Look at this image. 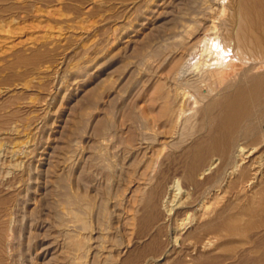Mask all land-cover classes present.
<instances>
[{"label":"bare ground","instance_id":"6f19581e","mask_svg":"<svg viewBox=\"0 0 264 264\" xmlns=\"http://www.w3.org/2000/svg\"><path fill=\"white\" fill-rule=\"evenodd\" d=\"M4 1L6 2V0ZM4 1L1 2L4 3ZM11 1V4L8 3L10 6L0 5V31L4 30V33L9 32L12 23H15L16 25L19 24L18 21H23L22 23H25L26 20L30 18V13L36 15L35 17L41 16L39 14H42L45 15L46 18L47 15L49 16L48 19L55 16L51 11L52 9H49L52 6L49 4L52 3H47V5L43 7H47V10L43 11L42 8L37 6L42 0H35V3H33L34 1L30 2L28 0ZM43 1L41 3H45ZM57 1H55V3H57ZM137 1L139 2V0H136V2ZM141 1H145L147 4L144 13L141 11L142 18L140 17L141 19H139V22L150 20L151 18L149 19L148 16L158 13V11H154L155 9H171L174 14L177 13L178 17L172 20V24L164 30L165 34L158 39L159 41L158 43L156 42V46L153 47L150 44L152 50L147 48L149 43L143 46L145 39L148 37L150 38V36L152 37V35L147 34L142 38L140 36V33H142L141 31L146 26L145 23L139 25L141 29H137L138 27L133 28V24H131L132 27L129 25V29H132V33L130 31V33L124 32L115 36L113 35L112 41L110 40L112 43L109 42L111 46L122 41V51L139 57V61L135 59L138 61L137 63L135 62L136 67L127 69L123 74H120L121 77H116V80H112L113 78L111 77L113 75H110L100 83H96L97 86L94 89L84 92L83 95H85V97L90 96L94 100V103L95 101H97V103L100 102L99 105L97 104V107L102 108L99 110L106 113L104 117L93 114L92 111L87 112V108L80 106L81 101L79 100L76 103V110L73 109L74 112L77 111L76 113L78 114H75L70 121L66 123L64 122L65 127L68 128V131L66 132L68 133V138L71 137V140H68V143H70V145L72 144L71 146L73 147L74 156L71 158L72 164L70 165V169L68 168L69 174L66 175L62 170L57 169L59 171H55L54 180H57L56 185L61 188V191L62 189L66 190V184L71 182L70 191L66 190L58 194L62 198V202L70 206V212L67 209L69 212L68 215L66 213L67 211L61 208V206L62 213L66 211L65 214L68 217L64 215L62 216V213L58 214L57 212V214H55L56 224H54L59 229V235L64 238L63 243L68 242L67 247L69 251H71V255L74 254L77 256L74 258L78 260L74 262L71 259V264H82V259H85L90 264H99L102 260H104L105 263L107 262L106 260L110 256L109 254L113 248L109 241L111 238L108 240L110 236L108 237V235L105 234H109L108 231L111 230L110 228L108 231L104 230V226L103 230L100 229L101 231L94 230L96 231L95 236L89 235L88 233L92 234L93 232L91 223L95 218H99L100 220L98 219V221L101 222L108 220L109 218L111 220H116V222L114 221L117 224L115 227L117 229L118 226V231L120 230L123 237L130 238L135 234L134 232H137L135 231V223L138 219L141 224V227L138 228L147 231L145 237H150L149 235L151 231L157 226L159 231L162 225L167 222V218L169 217L168 219H170L174 211V208L172 207L173 205L169 204H173L177 200L176 198H178V194L176 195L174 193L171 195L167 191L168 186L170 185L169 183H174L173 180H176V183L178 184L184 182L187 187L189 186L194 190V193L191 191V199H187L188 203H183L182 201V203L179 202L180 204L177 205L175 202V205L180 206L179 209L174 212L173 216L175 220H172V223L176 221V224L178 225L177 228H180V230L194 223L191 231L183 236V238H185L182 239L183 244L180 243L181 246L183 245L187 248L188 246L191 247V245H194L195 247L200 245V247H203L204 249V246L205 248L211 245L213 247V244L220 242L221 237L224 236L232 240V231L235 229L234 226L236 225L238 218L237 213L240 210L239 206V209L236 207L234 197L239 194L238 192L244 190L245 185H248L247 183L258 178L259 173L260 175L262 174V172H260L261 169L256 167L258 163H255L254 160L252 161L249 158L255 153H260L261 151L264 152V137L262 136V126L264 125V0H229L226 6L224 4L222 5V2L226 0ZM53 6L51 8H53ZM85 12H87V10ZM5 18L8 20L6 24L4 22ZM41 20L44 21L45 19ZM163 27L164 26L162 25V28ZM158 29L159 28L154 29L153 32L156 30L158 31ZM130 34L134 35L131 36ZM121 48L119 50H121ZM42 49L37 46L32 48L30 55H19L17 59L19 66L27 67L29 71L34 72L47 69L44 64L51 57V53L50 50L43 51ZM146 49L151 50L153 53H150L154 54V56L156 55L157 58L162 51L166 53L164 54V61L159 63L158 60L157 63L159 64L157 65V69H155L156 71H153V73L149 75L147 73H142L139 70L137 71L139 67L143 65L146 67L147 65L149 60L147 57L149 56H145L144 54V50ZM112 52L113 54L115 53L114 51ZM115 55L116 53L113 57H115ZM126 55L125 57H127ZM92 57L93 56H91V59ZM192 57L196 58L198 61L197 64L199 63V72H196V75H193V73L191 76L190 74H186L187 77H185L186 75L181 76L182 62H185L187 58ZM109 58H111L110 55ZM95 60L96 58L92 60L93 63ZM95 62H97V60ZM89 64H83L84 66L77 67L76 71L73 70L76 74H81L89 68H91V70L95 69ZM124 66L126 65L124 64ZM152 67L151 69H153ZM136 71L137 78H134ZM75 72L73 74H75ZM128 85L133 88L128 95L129 97L131 96V93L143 92L148 85H152L153 92L152 97H150L151 104H149V110L145 108L147 104L146 106L143 105L145 107H142V105L141 107L136 105V109L142 110L143 108L142 114L139 111L141 116L128 113V111L126 112V109H124L125 112L120 111L122 116L119 115L120 118L118 117V121H114L113 118H110L112 120H109L108 115L110 114L105 112V106L110 105L117 95ZM96 91L98 93H96ZM125 96L127 95L125 94ZM189 98H192L196 103H199L200 109L194 116L189 117L182 115V117H180L181 114L178 110L179 104L181 101ZM83 100L86 101V99ZM94 103L92 102L88 107V110L89 108L90 110L95 109ZM133 103L135 102L133 101ZM130 105L132 106V104ZM131 108L134 107L132 106ZM145 109L150 113L147 114L148 112H146ZM97 111L98 110H96V112ZM117 114H119L118 111ZM145 114H147L148 117L150 115L151 118L148 119ZM105 116H108V118ZM4 125L5 121L0 120V127H4ZM86 129L89 131L87 132ZM61 131H63V128ZM89 132H91L94 139L100 140L102 146H108L110 142L112 143V141L115 140V136L118 135L123 140L124 145V147H122L123 151L121 153L122 158L120 160L119 170L117 168L118 171L114 169V172L115 170L117 171L116 173L112 172V165L109 164L110 166L106 171L108 172L107 180L110 184L115 180V177L117 178L118 181L116 182H119V185L121 186L120 198L117 200V195L115 198L116 200L111 202V199L113 200L114 197V194L113 197H111V189L114 186L111 187V185H107V189L104 190L101 197L99 209H96L95 207L96 197L93 194V196L89 195L88 192H82L83 188H78V179L80 176L79 171H81L80 165L82 166L83 164H81V158L78 156V151H80L79 148H81L80 145L82 143H87L85 135ZM119 142L121 143V140ZM14 156L16 155L14 154ZM107 158L109 159V157ZM107 158L104 159L107 161ZM247 159H249V165L240 167L239 164L244 163ZM0 160L2 161V159ZM59 164H61L60 161L55 163L48 162L49 173H51ZM215 165L216 168L212 169ZM61 166L62 165H60V167ZM238 168V176L234 178V180L232 179L233 181H230L231 176L234 174V172L231 171ZM212 170L214 171L212 172ZM177 175L179 176L177 177ZM50 182L52 181L50 180ZM113 183L115 182L113 181ZM80 190L82 191L80 192ZM179 190L180 188H178V191ZM237 190L239 191L237 192ZM143 191H145V196L141 198L140 196ZM189 194L190 193H188V195ZM14 202L15 198L10 200L0 198V264L10 263L7 261V255H9L7 254V251H9L8 248L11 245V237L13 235L11 234L13 228H11L10 210ZM53 203H57V201ZM35 205L38 206L36 203ZM163 207L165 208V211L167 210L166 212L163 210ZM258 207L260 206L258 205ZM261 207H264V205ZM244 209L242 207L243 211H241L244 212ZM162 210L166 214L163 213L164 215H162ZM190 211H192V213H190ZM140 212H142V216L141 218H138ZM43 218L46 220L45 217ZM35 219L37 221L36 217ZM50 222L53 221L51 220ZM106 223L109 224L107 221ZM106 223L105 225L107 226ZM98 225L100 226V224ZM35 229H39L37 225H33V228H31L29 233L30 236H34ZM116 229L114 228V230ZM33 230L35 231L33 232ZM158 233H154L155 236L158 235ZM163 233L165 234V232ZM33 238V240H35L36 237L34 236ZM61 241H63V239ZM175 241L176 240H174V242ZM90 242H92V245L87 247V244ZM195 244L199 245L196 246ZM62 245L63 248H65V244ZM85 247L87 250L84 249ZM176 247H178V245ZM190 247L187 248L186 251L190 250ZM174 248L175 247H173V250ZM180 248L183 249V247ZM82 249L86 250V253L83 254ZM182 249L181 251H184V249ZM192 249L196 250L194 247ZM186 251L185 253L189 254L191 250L189 253ZM45 252H47V250ZM175 252H173V254ZM178 252L179 253H175V256L173 255L176 260L175 262H178V264H185L184 259L181 258L182 255L180 250ZM64 254L65 253H63V255ZM58 255L61 256L60 253H58ZM58 258L60 259V257ZM192 260L193 258L191 261ZM82 262L84 263V261Z\"/></svg>","mask_w":264,"mask_h":264},{"label":"rangeland","instance_id":"374dc122","mask_svg":"<svg viewBox=\"0 0 264 264\" xmlns=\"http://www.w3.org/2000/svg\"><path fill=\"white\" fill-rule=\"evenodd\" d=\"M1 1L4 0H0V5L2 6H8L12 3L11 0V3L9 0H6V2L4 1V3ZM28 1H34L33 3H35V0ZM55 1L57 0H44L43 2L45 3L39 2V4H37V6L42 8V10L44 11L47 10V7H43L46 6L47 3H52L49 5H54L55 7L53 6V8H51V6L49 9H52L51 11L53 12V14H55V16H52L48 19L49 16L47 15L46 18L45 15L42 14H39L41 16L35 17L36 15L30 13V18H28L25 23H22L23 21H18L19 24L17 25L15 23L11 24L12 26L9 30L10 34L9 32L4 33V30L0 31V120L5 121L4 127H0V159H2V161L0 160V198L7 200L15 198V202H17L13 203L10 210L11 228H13L11 231V234H13V238L11 237V239L13 241L11 240V245L8 248L9 251H7V254H9L7 255V261L10 262L9 264H71L70 262H76L78 260L75 259L77 256H75L74 254L71 255V251H69L67 247L68 242L63 243L64 238L59 235V229L55 225V214H57V212L58 214H61V208L65 209L66 211L68 209V211L70 212V206L62 202L63 200L58 194L66 190L70 191L71 182H68L66 184V190L62 189L61 191V188L56 185L57 180H54L55 171L62 170V172H64L66 175L69 174L70 165L72 164L71 158L74 156L73 147L71 146L72 144L70 145V143H68V140H71V137L68 138V133H66L68 131V128L65 127V123L73 119L75 114H78L76 113L77 111L74 112V110H76V103L79 100L81 101L80 106H83V108H87V112L92 111L93 114L104 117L106 113L102 112V110H99L102 108L97 107V104L99 105L100 102L97 103V101H95L94 103V100L90 96L85 97V95H83L84 92L94 89L98 83H100L105 78H108V76L110 75L114 76L111 77L113 78L112 80H116L118 77H121L120 74H123V72L127 69L136 67V63L139 61V57H136L137 55H133L130 53H128V56L125 51H122V41H119L117 42L118 44L116 43V45L114 44V46H111L110 43H112L111 41L113 35L115 36L124 32L130 33L132 29H129V25L130 27H132L131 24H133V28L138 27L137 29H141L139 25L145 23L146 26L141 31L142 33L144 32V35L140 33V36L142 38L147 34L152 35V37L150 36V38L148 37L147 39H145L146 42L144 41L143 44L144 46L149 43V45H147V48L151 49V46H156V42L158 43L159 41L158 39L165 34L164 30L172 24V20L178 17L177 13L174 14L171 9H155L154 11H158V13L150 15L151 17L148 16L149 19L151 18L150 20H148L150 23L147 20L139 22V19L142 18V12L144 13L147 4L145 1L141 0H139V2H136V0H58L57 3H55ZM228 2L229 0L223 1L222 5L224 4L226 6ZM86 10L87 12H85ZM41 19L45 20L42 21ZM4 22L6 24L8 20L5 18ZM161 24L166 27L162 28ZM157 28H159L158 31L156 30L153 32V30ZM122 29H124L125 31ZM130 35L132 36L134 34ZM37 46L40 49L43 48V51L50 50L51 57L44 64L47 69H42L40 71L37 70L38 72H34L29 71L27 67L21 65L19 66L17 60L19 55H30L32 48H35ZM110 48L113 49L111 50ZM120 48L121 50H119ZM108 50L110 53L108 52ZM151 50H144V54L145 56H149L147 57L149 60L147 59L148 62L146 67L145 65H143L144 67H139L137 71L139 70L142 73H147L148 75L152 74L153 71H156L155 69H157V65L160 62L164 61V54H166L164 51L161 52V54L158 56V59L156 55L154 56V54H151L153 53ZM112 51L116 53L115 57H113L115 53L113 54ZM109 55L111 58H109ZM125 55L127 57H125ZM91 56H93L92 59ZM95 58L97 62H95V60L93 63L92 60ZM135 59H137L138 61ZM158 60L159 63H157ZM185 62H182L181 76L186 74H190L191 76L193 73V75H196V72H199V63L197 64L198 61L195 57L187 58ZM83 64H89L95 69L91 70V68H89L81 74H76V68L81 67ZM124 64L126 66H124ZM151 67L153 69H151ZM73 71L75 72V74H73ZM137 71L134 78H137ZM187 75L185 77H187ZM126 87V89L124 88L125 90L123 89L122 92H120L121 95L118 94L110 105L105 106V112L111 115H108L109 120H112L110 118H113L114 121H118V117L120 118V116H122L120 113L125 112L124 109H126V112L128 111V113H133L139 116L140 113L142 114L143 108L142 110L136 109V105L139 107H141V105L142 107H145L147 104L145 108L149 110V104H151L150 97H152L153 92L152 85H148L143 92L134 94L131 93L130 97L128 95L133 88L129 85ZM145 92L147 93V95ZM96 93L98 92L96 91ZM125 94L127 96H125ZM147 97L149 100L147 99ZM83 99H86V101ZM124 99L126 101H129L126 102ZM133 101L136 104L133 103ZM92 102L95 105V109L91 108L92 110H90L89 108V111L88 107L92 104ZM130 104H132L134 108H131L132 106ZM146 109L145 111L148 112L147 114H149L150 112ZM199 109L200 104L196 103V101L192 98L181 101L178 107V110L181 114L180 117H182V115L189 117L194 116ZM96 110H98L99 112H96ZM117 111L119 114H117ZM147 114H145L147 118H151L150 115L148 117ZM108 116L105 117L108 118ZM62 128L63 131H61ZM262 128L263 132H261L262 136L264 137V125L262 126ZM86 130L87 132L89 131L88 129ZM87 135H85L87 143H82L84 145L81 144L80 147L83 150L79 148L80 151H78V156L79 158H81V164L83 163L82 166L80 165L81 171H79L80 176L78 179V188H83V191L80 190V192H88L89 195H94L96 197L95 207L96 209H99L101 197L104 190L107 189V185H111V187L114 186L111 189V197H113L114 194L113 200L111 199V202L115 201L116 199L119 200L118 198H120L121 186L119 185V182H116L118 181L117 178L115 177V180H113L115 183H113L112 181L110 184L107 180L108 172L106 171L110 166L109 164L112 165V172H114V169L117 170V168L119 170L121 162L120 160L122 158L121 153L123 151L122 147H124V145L123 140L121 139V137H119V135L115 136V140H113L112 143H109L110 146H102L100 140L94 139L91 135V132H89ZM120 140L121 143L119 142ZM115 141L117 142V144ZM114 142L116 145L114 144ZM93 143H95L96 145ZM14 154L16 156H14ZM254 155H252V157H250L249 159H251L252 161L254 160L255 163H258L256 167L261 169L260 172H262V174L260 175L259 173L258 178H256L257 180L255 179L250 181V184L247 183L248 185H245L246 188L244 187V190L242 192H238L239 190H237L239 194H236L237 196L235 195L236 197H234V200L236 203V207H240V213H237L238 218L235 225L236 227L234 226L235 229H233L232 231V240L224 236L221 237L220 242L214 243L213 247L211 245L205 248L203 244L202 245L204 246V249L203 247L201 248L199 244V246L195 244L199 247V249L194 245H191V247L188 246L187 248L190 247L191 251H186V246H181V244H183L182 239L185 238H183V236L191 231L194 223L187 226L186 228H182V231V229L180 230V228H177L178 225L176 224V221H174L175 224L174 222L172 223V220H175L173 215L174 212L179 209L180 205L177 206L178 204L182 203V201L183 203H188L187 199H191V191L192 193H194V190L189 186L188 188L186 184L180 180L179 181L182 183L179 184L176 183V180H173L174 183L171 182L169 183L170 185L168 184V189L170 190L167 189V191L171 195H173L174 193L176 195L178 194V198H176L177 200L175 201L177 205H175V202L173 204H169L173 205L172 207L174 208V211L170 219H168L169 217L167 218V222H165L164 224L165 226L162 225V229H159V231L161 230L160 232L157 229L158 226L155 228L159 233L155 229H153V232L151 231L149 235L150 237H145L147 231L142 228L141 230L139 229L141 227V224L138 219L135 223V231L137 232H134L135 234L132 235V237L128 238L123 237L120 230L118 231V226L116 229V220H111L110 218L102 222L98 221L99 218H95L94 220H92L91 224L94 233H88L89 235L95 236L96 231L94 230H103L104 226V230L108 231L109 228L111 230L108 231L109 234H105L106 231L104 234L108 235V237L110 236L108 240L111 238L109 241L113 249L109 254L110 256L106 260L107 262L105 263V261L102 260L99 264H173L176 261L174 259L175 253H179V250L182 255L181 258L184 259L185 264L186 262L187 264H264V207H261L264 205V152L261 151L260 153H255ZM107 157H109V159ZM104 158H107V161H109L110 163L107 162ZM249 159L245 161L246 163L244 162L245 165L244 163H240L239 166H248ZM47 161L54 163L60 161L61 164L57 166L58 168L56 167L53 169L54 172L52 171L51 173H49V166L47 165ZM60 165L62 166L60 167ZM214 168H216V165L212 167V169ZM116 170L114 173L118 171ZM213 171L214 170H212V172ZM231 172H234L230 180L233 181L234 178L238 176L239 168L234 169ZM86 174H88L89 176ZM178 176L179 175H177V177ZM50 180L52 182H50ZM52 183L55 184L53 185ZM178 188H180L181 191H178ZM188 193L190 194L188 195ZM144 196L145 191L142 192V195L140 197L142 198ZM54 200H56L58 204L53 203L56 202ZM35 203L38 206H36ZM258 205L260 207H258ZM242 207L243 209L246 208L244 209V212H242ZM163 210L165 211L164 207ZM68 211L66 212L67 214L69 213ZM164 211L162 212V215L166 214L165 212L167 210L165 212ZM65 212H63L64 214L62 213V216H66ZM190 213H192V211H190ZM141 216L142 212L138 214V218H141ZM35 217L37 218V221ZM43 217H45L46 220ZM49 220H52L53 222H50ZM106 221L109 222V224H107ZM105 223L107 224V226L105 225ZM98 224H100V226ZM33 225H37V227L39 228L37 230L35 229L36 231L33 230V232L35 231V240H33L34 236H30L29 234L31 228H33ZM174 225L176 228L174 227ZM112 227H114L116 230H114V228ZM156 232L158 233V235L155 236V234H157ZM163 232H165V234ZM62 239L63 241H61ZM174 240L176 241L174 242ZM62 244H65V248H63ZM179 244L180 247H183L184 251H181L182 248L179 247ZM90 245H92V242L87 244V247H89ZM177 245L178 247H176ZM173 247H175L174 250ZM193 247L196 248V250L192 249ZM84 249H86V247ZM84 249H82L83 254L86 253L85 251L87 250ZM46 250L47 252H45ZM185 251L188 253L190 251V253L186 254ZM173 252L175 253L173 254ZM58 253H60L61 256L58 255ZM63 253L65 254L63 255ZM68 254L73 257L69 256ZM58 257H60V259ZM192 258L193 260L191 261ZM82 261H84V263ZM81 263L90 264L85 259H82ZM174 264H178V262H175Z\"/></svg>","mask_w":264,"mask_h":264}]
</instances>
